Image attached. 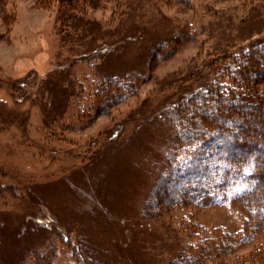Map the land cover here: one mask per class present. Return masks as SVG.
I'll return each mask as SVG.
<instances>
[{
	"label": "rangeland",
	"instance_id": "374dc122",
	"mask_svg": "<svg viewBox=\"0 0 264 264\" xmlns=\"http://www.w3.org/2000/svg\"><path fill=\"white\" fill-rule=\"evenodd\" d=\"M63 1L0 0V264L50 245L54 264H170L193 245L180 218L238 230L229 208L171 205L168 115L264 38V0H99L61 24ZM107 78L132 90L94 113Z\"/></svg>",
	"mask_w": 264,
	"mask_h": 264
},
{
	"label": "trees",
	"instance_id": "16d2710c",
	"mask_svg": "<svg viewBox=\"0 0 264 264\" xmlns=\"http://www.w3.org/2000/svg\"><path fill=\"white\" fill-rule=\"evenodd\" d=\"M98 1L65 0L58 21L74 18L76 6ZM212 67L209 81L183 92L169 112L174 125L169 146L181 158L171 171L176 181L162 182L176 189L172 206L226 207L240 228L210 229L192 215L180 218L177 232L193 245L170 264H264V38L225 53ZM124 82L100 81L90 109L98 113L105 102L123 100L132 90ZM49 251L37 254L35 263L54 264L52 245Z\"/></svg>",
	"mask_w": 264,
	"mask_h": 264
}]
</instances>
